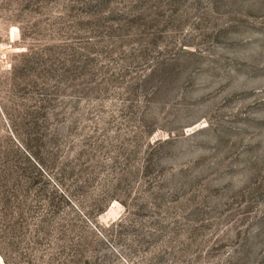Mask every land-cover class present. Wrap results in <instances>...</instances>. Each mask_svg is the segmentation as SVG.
Masks as SVG:
<instances>
[{"label": "rangeland", "instance_id": "374dc122", "mask_svg": "<svg viewBox=\"0 0 264 264\" xmlns=\"http://www.w3.org/2000/svg\"><path fill=\"white\" fill-rule=\"evenodd\" d=\"M0 264H264V0H0Z\"/></svg>", "mask_w": 264, "mask_h": 264}]
</instances>
